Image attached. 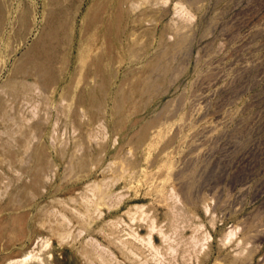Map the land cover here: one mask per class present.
<instances>
[{
	"label": "rangeland",
	"instance_id": "rangeland-1",
	"mask_svg": "<svg viewBox=\"0 0 264 264\" xmlns=\"http://www.w3.org/2000/svg\"><path fill=\"white\" fill-rule=\"evenodd\" d=\"M95 1L0 0V264H264V0H127L84 55Z\"/></svg>",
	"mask_w": 264,
	"mask_h": 264
},
{
	"label": "bare ground",
	"instance_id": "bare-ground-1",
	"mask_svg": "<svg viewBox=\"0 0 264 264\" xmlns=\"http://www.w3.org/2000/svg\"><path fill=\"white\" fill-rule=\"evenodd\" d=\"M92 2V1H91ZM124 5H127V0H104V1H100V0H96L93 4H91V7H90V9L88 10L89 12L86 14V19H88V21H90V25H88V27L86 28V27H84V33H82V41H81V45H80V48H81V51H82V53L85 55V54H87V52H88V50H89V48L90 47H88L89 45H92L91 44V42H90V44H89V42H88V37H87V35L89 34V33H91L92 35H94L95 37H94V41H96V44L98 45V46H100V48H101V52H100V55H101V53H102V51H110L111 50V44H109L107 41H106V37H111L114 33H116L117 32V30H118V22L117 23H115V22H106L105 23V21H104V19H106V17L107 18H110V20H111V18H117V16H119L120 15V13H121V11L123 10V8H125V6ZM107 7H110V13L107 15V12L106 11H108L106 8ZM176 7V6H175ZM174 7V9H177V8H175ZM2 9V8H1ZM104 9H106V11L104 10ZM109 9V8H108ZM126 9V8H125ZM87 10V9H86ZM127 11V10H126ZM126 11H124V12H126ZM175 11V10H174ZM123 12V13H124ZM57 13V12H56ZM127 15V14H126ZM84 18H85V16H84ZM26 19V18H25ZM50 19V18H49ZM118 20V19H117ZM49 21V20H48ZM83 21H85V20H83ZM49 23V22H48ZM85 23V22H84ZM84 23H83V25H84ZM50 24V23H49ZM27 25V24H26ZM26 27V26H25ZM56 28V27H55ZM55 30V29H54ZM53 31V30H52ZM145 31V30H144ZM120 32V31H119ZM147 32H150V29H149V31H147ZM145 33V34H148V33ZM52 32L50 31H46L45 32V35H48L49 37L48 38H51V36H52ZM118 34V33H117ZM43 35V34H42ZM44 35V36H45ZM116 36V35H115ZM148 36V35H147ZM54 37H55V35H54ZM92 37V36H91ZM113 37V36H112ZM117 37H118V35H117ZM95 38H96V40H95ZM114 38V37H113ZM116 38V37H115ZM114 38V39H115ZM149 38H151V37H149ZM40 40H37V42H36V44L37 45H41L40 46V48L43 46V43L44 42H42V41H44V37H43V40H41L42 39V36L39 38ZM52 39V40H51ZM50 40V43L48 44V47L46 46L45 48L43 47L42 48V50H41V52H46L48 49L50 50V48H51V52H52V47H51V43H53L54 42V39L55 38H51ZM116 39H118V38H116ZM115 39V42L117 41ZM92 41V40H91ZM106 41V42H105ZM150 41V40H149ZM148 41V42H149ZM42 42V43H41ZM110 42V41H109ZM113 42H114V40H113ZM118 42H119V39H118ZM35 43V42H34ZM112 43V42H111ZM112 45H113V43H112ZM148 46V45H147ZM94 47V46H93ZM33 48V47H32ZM38 48V47H37ZM116 48V47H115ZM37 50V49H36ZM134 50V49H133ZM146 50H147V47H146ZM31 51V50H30ZM29 51V52H30ZM35 51V50H34ZM33 51V52H34ZM89 51H91V50H89ZM145 51V50H144ZM143 51V52H144ZM50 52V53H51ZM113 52V51H112ZM112 52H110V53H112ZM35 53H37V51H35ZM49 53V52H48ZM92 53V52H91ZM109 53V54H110ZM108 54V55H109ZM33 55V54H32ZM36 55V54H35ZM50 55V54H49ZM89 55V54H88ZM94 55V54H93ZM97 56H99V57H97L96 59L95 58H92V59H95V63L92 65V64H90L89 65V71H90V73H92V74H94V76L96 75L97 76V74H101L102 75V73H103V71H106V70H104V68H106L105 66H106V64H104V61H102L101 60V58H100V55L97 53L96 54ZM96 55H95V57H96ZM106 55V54H105ZM21 57H22V54H21ZM26 57V58H25ZM25 61H23L21 64H18L14 69H13V72H12V74H14V76H23V77H26L27 76V74H28V72H29V70L30 71H34V72H37V73H39V72H41L42 74H44L45 76H46V79H45V81H46V83H50L51 81H52V79H53V76H52V72H51V68L49 67L50 65V62H46L47 60L46 59H44L42 62H39L35 57L33 58V56H31L30 57V54H26L25 55ZM23 58V57H22ZM107 58H108V56H107ZM110 58V57H109ZM153 59V58H152ZM21 61V60H20ZM107 61H108V59H107ZM151 61V60H150ZM149 61V62H150ZM153 61V60H152ZM91 62V61H90ZM93 62V61H92ZM106 63V62H105ZM153 64V63H152ZM105 65V66H104ZM145 65V64H144ZM147 65H148V62H147ZM132 66V65H131ZM135 66V65H134ZM139 68H141V67H139ZM88 69V68H87ZM127 69V68H126ZM129 69H131V68H129ZM128 69V70H129ZM140 70V69H139ZM144 70H145V68H144ZM147 71V70H146ZM107 72V71H106ZM105 72V73H106ZM128 72V71H127ZM108 73V72H107ZM106 73V74H107ZM140 73V72H139ZM148 73V72H147ZM91 74V75H92ZM105 74V75H106ZM110 74V73H109ZM126 74V73H125ZM128 75H129V73H127ZM150 74V73H149ZM164 74V73H163ZM162 74V75H163ZM90 75V74H89ZM127 75V76H128ZM137 75V74H136ZM88 76V75H87ZM96 76H95V79H96ZM103 76V75H102ZM108 76V75H107ZM111 76V75H110ZM123 76H125V75H123ZM148 77H149V75H147ZM164 76V75H163ZM126 77V76H125ZM139 77V76H138ZM141 77V76H140ZM146 77V76H145ZM160 77H162L161 75H160ZM91 78V77H90ZM99 78L100 77H98V80H99ZM105 78V77H104ZM103 78V79H104ZM110 78V77H109ZM87 79V78H86ZM148 79V78H147ZM146 79V80H147ZM150 80H151V77L149 78ZM84 80V79H83ZM88 80H89V78H88ZM132 80H133V78H132ZM161 80V79H160ZM86 81V80H85ZM84 81V82H85ZM97 81V80H96ZM102 81V80H101ZM108 82H109V80H107ZM145 81V80H144ZM148 81V80H147ZM86 82H88V81H86ZM98 82V81H97ZM96 82V83H97ZM140 82V81H139ZM149 82V81H148ZM148 82H146V83H148ZM92 83V82H91ZM91 83L90 84H86L84 87H83V89H82V87H81V93L80 94H78V97H77V99H76V103H77V107H81V108H83L88 114H89V116H90V118L91 117H93V115L95 116V111H96V104L94 103L95 101H97L96 100V98H98V97H94L93 98V95L95 94V93H93V87H92V85H91ZM110 83V82H109ZM131 83V82H130ZM133 83V82H132ZM135 83V82H134ZM133 83V84H134ZM146 83H145V85H146ZM152 83H155L154 81L152 82ZM103 84V83H102ZM105 84V83H104ZM132 84V85H133ZM138 84V83H137ZM139 84H141V83H139ZM94 85H96V84H93V86ZM98 85V84H97ZM106 85H109V84H106ZM155 85V84H154ZM70 87H71V84L69 85ZM104 86V85H103ZM130 86V85H129ZM134 86H135V84H134ZM143 86V85H142ZM150 86H152V84L150 85ZM156 86V85H155ZM70 87H68V88H70ZM98 88H101V90L103 89L100 85H98L97 86ZM109 87V86H108ZM131 87V86H130ZM133 87V86H132ZM141 87V86H140ZM145 87V86H144ZM143 87V88H144ZM149 87V86H148ZM135 88V87H134ZM138 88V87H137ZM150 88H153V87H150ZM150 88L148 89V91L150 90ZM139 90H140V88H138ZM145 89H147V88H145ZM99 90V89H98ZM129 90V89H128ZM134 90V89H133ZM106 91V90H105ZM123 91V90H122ZM129 91H131V90H129ZM136 91H137V89H136ZM147 91V93L149 94V92ZM153 91V90H152ZM155 91V90H154ZM101 92V91H100ZM99 92V94H101ZM121 92V91H120ZM138 92V91H137ZM142 92V91H141ZM141 92H139V93H141ZM104 93V92H103ZM152 93V92H151ZM122 94V93H121ZM126 94H128V93H126ZM132 94V93H131ZM143 94H145V93H142V95ZM118 95H119V93H118ZM145 95H147V94H145ZM152 95V94H151ZM151 95H149V96H151ZM102 96V95H101ZM120 96V95H119ZM119 96H118V98H119ZM122 96V95H121ZM104 97V96H103ZM116 97V96H115ZM127 97V96H126ZM132 97V96H131ZM143 97H145V96H143ZM147 97H148V95H147ZM121 98V97H120ZM141 98V97H140ZM94 99H95V101H94ZM99 99H101V98H99ZM128 99V98H127ZM133 99V98H132ZM137 99H139V98H137ZM137 99L136 100H134L135 102H137ZM120 100V99H119ZM123 100V99H122ZM142 100V99H141ZM147 100V98L145 99V101ZM118 101V100H117ZM144 101V102H145ZM119 102L120 101H118L117 103L119 104ZM101 103H102V100H101ZM116 103V102H115ZM142 103V102H141ZM146 103V102H145ZM95 104V105H94ZM101 105V104H100ZM102 105H103V103H102ZM117 105V104H116ZM139 105H140V103H139ZM141 105H143V104H141ZM146 105V104H145ZM144 105V106H145ZM115 106V105H114ZM100 107V106H99ZM103 107V106H102ZM100 109H102V108H100ZM114 109V108H113ZM115 109H117V106H116V108ZM114 109V110H115ZM97 111H98V108H97ZM119 112V111H118ZM117 112V113H118ZM98 113V112H97ZM116 113V114H117ZM115 114V115H116ZM94 118V117H93ZM97 118H98V116H97ZM93 120V119H92ZM146 123H148V122H146ZM145 123V124H146ZM146 125H144V127H145ZM150 126V123H149V125H148V127ZM147 127V128H148ZM144 131V130H143ZM146 131H148V130H145V132ZM145 132L143 133L142 131H141V134L143 133V134H145ZM140 133V132H139ZM148 133V132H147ZM147 133H146V135H147ZM140 134V135H141ZM146 135H144V136H142V137H145ZM141 137V138H142ZM2 148V147H1ZM133 149V148H132ZM6 150V149H5ZM9 151V150H8ZM130 151V150H129ZM10 152V151H9ZM8 152V153H9ZM40 152V151H39ZM124 153H127V152H124ZM15 154H16V152H15ZM15 154L13 155V156H15ZM18 154V153H17ZM2 155V154H1ZM5 155V154H4ZM3 155V156H4ZM40 155V157L42 156L41 154H39ZM126 155V154H125ZM18 156V155H17ZM120 156H122L123 157V154L122 155H120ZM119 156V157H120ZM128 156V155H127ZM6 157H8V156H6ZM5 157V158H6ZM81 157V156H80ZM84 157V156H83ZM130 157V156H129ZM15 158V157H14ZM17 158V157H16ZM75 157H73L72 159H74ZM77 158V157H76ZM86 158V157H85ZM84 158V159H85ZM121 158V157H120ZM124 158V157H123ZM132 158V157H131ZM4 159V158H3ZM13 159V158H12ZM17 159H19V157L17 158ZM17 159H16V161H17ZM83 159V158H82ZM125 159V158H124ZM14 160V159H13ZM75 160V159H74ZM123 160V159H122ZM127 160V159H126ZM126 160L124 161V162H126ZM3 161V160H2ZM4 161H6V159L4 160ZM3 161V162H4ZM19 161V160H18ZM82 161V160H81ZM85 161V160H84ZM12 162V161H11ZM74 162V161H73ZM121 162V161H120ZM8 163H10V160L8 161ZM12 163H14V162H12ZM11 163V164H12ZM72 163V162H71ZM75 163L76 162H74L73 164H74V167L73 168H76L75 167ZM78 163V162H77ZM81 163H83V162H81ZM15 164V163H14ZM43 164V163H42ZM41 164V165H42ZM22 165H23V163H22ZM72 165V164H71ZM85 165V164H84ZM126 165V164H125ZM39 166V165H38ZM43 166V165H42ZM77 166V165H76ZM119 166V165H118ZM121 166H123L124 167V165L122 164ZM40 168H41V166H39ZM43 167H45V166H43ZM42 167V168H43ZM80 167H82V166H80ZM126 167H127V165H126ZM40 168H38L37 169V167H36V169L37 170H39ZM120 168V167H119ZM125 168V167H124ZM77 169V168H76ZM122 169V168H121ZM126 169V168H125ZM124 169V170H125ZM36 170V171H37ZM43 170V169H42ZM118 171V170H117ZM123 171V170H122ZM29 172H30V170H29ZM39 172V171H38ZM42 172V171H41ZM125 172V171H124ZM134 172V171H133ZM118 173V172H117ZM120 173V172H119ZM132 173V172H131ZM34 174H36L35 172H34ZM32 177H34V176H32ZM39 178V177H38ZM40 179H41V177L39 178V181H38V183L40 182ZM37 183V182H36ZM36 183H34V184H36ZM36 185H38V184H36ZM96 185V184H95ZM98 186V185H97ZM101 186V185H100ZM96 189V188H95ZM100 189V188H99ZM188 189V188H187ZM94 190V189H93ZM100 191V190H99ZM103 192V191H102ZM186 192V191H185ZM174 193V192H173ZM172 193V194H173ZM99 194V193H98ZM19 195V194H18ZM176 195V194H175ZM12 196H14V195H12ZM21 197V196H20ZM24 197V196H23ZM102 197V196H101ZM171 197H173V196H171ZM170 197V198H171ZM11 198V197H10ZM10 198H8V199H10ZM13 198V197H12ZM11 198V199H12ZM17 198H19V197H17ZM16 198V199H17ZM99 198V197H98ZM15 199V198H14ZM13 199V200H14ZM20 199V198H19ZM19 199H17L16 201H18ZM101 199V198H100ZM99 199V200H100ZM105 199V198H104ZM177 199V198H176ZM102 200V199H101ZM10 201H12V200H10ZM10 201H8V202H10ZM21 201V200H20ZM23 201V200H22ZM21 201V202H22ZM14 202V201H13ZM19 202V201H18ZM24 202V201H23ZM188 202V201H187ZM97 203H99V202H97ZM102 203V202H101ZM15 204V203H14ZM13 204V205H14ZM16 205V204H15ZM11 206V205H10ZM7 207H9V205L7 206ZM141 207V206H140ZM139 207V208H140ZM173 209V208H172ZM137 210V209H136ZM171 210V209H170ZM14 211V210H13ZM16 212V211H15ZM135 212V211H134ZM144 212V211H143ZM173 212V211H172ZM131 213V212H130ZM135 214V213H134ZM129 215V214H128ZM142 215V214H141ZM135 216V215H134ZM179 216V215H178ZM28 217L30 218V216H27V219H28ZM34 217V216H33ZM133 217V216H132ZM140 217V216H139ZM35 218V217H34ZM34 218H33V220L32 221H34ZM141 219V218H140ZM30 220H31V218H30ZM152 220V219H151ZM37 222H38V224H39V221L37 220ZM43 222V221H42ZM172 222V221H171ZM31 223H33V222H31ZM30 224V223H29ZM41 224H44V223H41ZM40 224V225H41ZM154 224V223H153ZM33 226V225H32ZM36 226V225H35ZM42 227H43V225H42ZM151 227H152V225H151ZM177 227V226H176ZM153 229H154V227H153ZM156 229V228H155ZM154 229V230H155ZM162 229V228H161ZM152 230V229H151ZM159 231V230H158ZM162 231V230H161ZM57 233V232H56ZM56 233H54L55 235H56ZM62 233V232H61ZM158 233H160V232H158ZM235 233V229H230L225 235H224V238L225 239H227V240H230V238L233 236V234ZM59 234H60V232H59ZM150 234V233H149ZM137 235V234H136ZM167 235V234H166ZM254 235V234H253ZM150 236H151V234H150ZM149 235H147V242L150 244V241H148V240H151V237H150ZM164 236V235H163ZM250 236V235H249ZM60 237H61V234H60ZM131 237H133V235L131 236ZM142 237V236H141ZM167 237V236H166ZM169 237V236H168ZM167 237V238H168ZM165 238V237H164ZM141 240H143L144 242L146 241V239L145 238H140ZM165 240H166V238H165ZM172 240V239H171ZM257 240V239H256ZM143 243V242H142ZM160 247V246H159ZM171 247V246H170ZM157 248V247H156ZM153 249V248H152ZM7 252V251H6ZM131 252H132V250H131ZM29 253V252H28ZM159 253V252H158ZM132 254H134V253H132ZM154 254V253H153ZM22 255V254H21ZM159 255V254H158ZM28 256H29V258H30V255L29 254H27V255H25L24 256V258L23 259H20V260H18V261H21V262H24V261H26L27 260V258H28ZM103 255H101V258H103L102 257ZM17 257H20V256H17ZM162 257V256H161ZM9 259V258H8ZM147 259V258H146ZM145 259V260H146ZM12 260V259H11ZM14 260V259H13ZM12 260V261H13ZM6 261H7V259H6ZM20 262V263H21ZM104 262V261H103ZM251 262V261H250ZM10 263V262H9ZM7 264V263H6Z\"/></svg>",
	"mask_w": 264,
	"mask_h": 264
}]
</instances>
